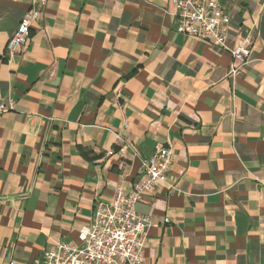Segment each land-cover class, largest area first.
Segmentation results:
<instances>
[{
	"label": "crops",
	"instance_id": "crops-1",
	"mask_svg": "<svg viewBox=\"0 0 264 264\" xmlns=\"http://www.w3.org/2000/svg\"><path fill=\"white\" fill-rule=\"evenodd\" d=\"M29 2L0 0V264L79 245L156 143L141 264H264V0H219L226 48L175 32L171 0H47L10 53Z\"/></svg>",
	"mask_w": 264,
	"mask_h": 264
},
{
	"label": "built area",
	"instance_id": "built-area-1",
	"mask_svg": "<svg viewBox=\"0 0 264 264\" xmlns=\"http://www.w3.org/2000/svg\"><path fill=\"white\" fill-rule=\"evenodd\" d=\"M46 2L30 0L8 39L10 53L27 43L30 27ZM171 3L175 32L226 48V27L230 19L219 0H171ZM248 42L245 39L228 49L232 57L230 74L249 57ZM11 109V105L0 103V114ZM119 150L123 151L124 147ZM172 159L173 152L162 143H156L152 155L142 162L141 176L130 191L125 192L118 186L110 200L95 203L89 225L80 231L79 245L58 242L29 264H141L150 223L146 215L135 210V204L153 191L156 182L166 180Z\"/></svg>",
	"mask_w": 264,
	"mask_h": 264
}]
</instances>
